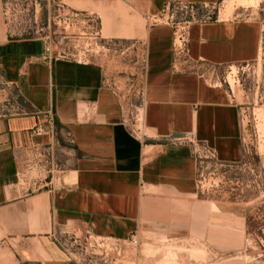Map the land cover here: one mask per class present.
I'll return each mask as SVG.
<instances>
[{
    "label": "crops",
    "instance_id": "obj_1",
    "mask_svg": "<svg viewBox=\"0 0 264 264\" xmlns=\"http://www.w3.org/2000/svg\"><path fill=\"white\" fill-rule=\"evenodd\" d=\"M72 1L83 7L68 5L73 11L107 21L108 39L145 36V133L124 122L101 65L63 56L46 38L11 37L0 0V71L13 85L10 113L0 112V264H73L53 236L77 229L121 242L136 233L189 237L206 210L198 200L199 161L190 145L170 139L193 135L219 162L242 160L239 107L194 68L256 60L258 23H191L190 59L176 64L173 28L143 25L165 18L172 0ZM50 115L57 138L32 137ZM51 154L61 167L53 176ZM35 165L43 174L37 183L30 177Z\"/></svg>",
    "mask_w": 264,
    "mask_h": 264
},
{
    "label": "rangeland",
    "instance_id": "obj_2",
    "mask_svg": "<svg viewBox=\"0 0 264 264\" xmlns=\"http://www.w3.org/2000/svg\"><path fill=\"white\" fill-rule=\"evenodd\" d=\"M49 1L43 2L39 26L45 28V35L50 34L58 51L81 62L101 65L107 85L120 97L126 111L138 108L143 114L145 36L133 42L108 39L106 20L97 19L91 12L73 11L69 6L83 7L72 0H51L48 8ZM60 3L65 8H60ZM187 5L185 0H177L172 3L176 12L173 19L167 15L143 20V25H170L174 40L187 34L190 45L192 26L185 22L191 12ZM193 16L189 22L194 24L242 20L260 26L261 48L256 60L231 65L201 63L194 68L208 83L225 89L239 107L242 160L237 164L205 157L199 160L198 200L207 211L200 208L199 222L189 237L138 233L139 245L126 243L121 251L115 241L104 240L109 264H264V0L195 5ZM120 23L122 28L128 21ZM141 126L140 122L136 129ZM64 234L77 239L80 250L86 251L91 243L89 253L100 252L95 244L99 238L79 229Z\"/></svg>",
    "mask_w": 264,
    "mask_h": 264
},
{
    "label": "built area",
    "instance_id": "obj_3",
    "mask_svg": "<svg viewBox=\"0 0 264 264\" xmlns=\"http://www.w3.org/2000/svg\"><path fill=\"white\" fill-rule=\"evenodd\" d=\"M44 0H3V17L6 24V27L8 29L9 35L13 38H46L49 41L50 40V34L45 35V28H41L39 26V21L41 19V12L43 7ZM176 3L177 0H172V2L167 6L165 9V12L170 18H174L176 13L174 10H172V3ZM52 1L50 0L47 2V7L49 8L52 5ZM187 8L191 12V18L194 20V8L195 5L187 3ZM60 8H65V5L63 3L59 4ZM75 18L79 17V13L75 14ZM190 18L189 21H192ZM185 22L186 24H191L192 22ZM34 24V25H33ZM33 25V27H32ZM29 28H26L28 27ZM178 32V31H177ZM178 33H176L177 35ZM187 34H181L179 37L175 38L174 43V60L176 64L181 62L182 60H189L190 59V51H189V41ZM179 44H178V43ZM63 56H68L66 54H62ZM12 84L6 79V77L1 73L0 71V112L3 111L10 113L9 108V102L11 98V92H12ZM119 97V96H118ZM120 99V97H119ZM121 102V108L123 113V120L125 123H127L130 128L132 129V132L134 134H140L144 135L145 130V122H144V105H145V99L143 104V114L138 111V108H134L132 112L128 113L125 109V106ZM90 109L95 110L96 106L95 104L88 105ZM133 107V105H132ZM85 113V117L87 115V112ZM90 116V115H88ZM142 123L141 128L136 129V126ZM59 128L57 127L56 119L53 115H50V118L47 122V124H39L34 130L31 131L32 137H38L42 135H48L52 139H56L59 135ZM70 135V134H69ZM71 137V135L69 136ZM171 145H190L192 147L193 152L195 153L196 157L198 158V161L205 157L212 160H218L216 152L207 146L203 145L201 146L199 142L196 140V138L193 135H185L183 137L178 138H172L170 139ZM30 177H32L33 180L37 183L38 181L42 180V169H39L38 166H34L30 168ZM53 171H61V167L59 164L55 163V156L51 154L50 156V169L48 172L53 176ZM35 173V174H34ZM138 233L133 235L128 241L121 242L117 240L114 244L116 245V249L119 251L122 250L123 244H133V245H139L140 240L138 237ZM54 240L58 243L60 248L64 250L68 256L70 257L73 264H109V258L108 254L105 253L104 246L106 242L104 238H99V241H95V244L97 245L98 249L100 250L99 253H93L92 255L89 253V247L91 243L89 244V247L86 248V251L80 250L79 247L81 244H79L77 239H74L72 237H67L65 234H54ZM92 238V236H91ZM98 240V237H96Z\"/></svg>",
    "mask_w": 264,
    "mask_h": 264
}]
</instances>
